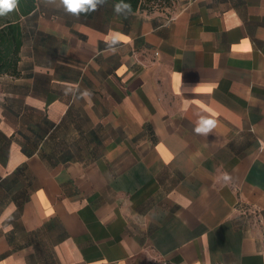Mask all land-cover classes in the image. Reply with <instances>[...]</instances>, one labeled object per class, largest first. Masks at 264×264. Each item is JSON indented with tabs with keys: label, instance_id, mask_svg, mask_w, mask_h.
I'll list each match as a JSON object with an SVG mask.
<instances>
[{
	"label": "crops",
	"instance_id": "0c3cea01",
	"mask_svg": "<svg viewBox=\"0 0 264 264\" xmlns=\"http://www.w3.org/2000/svg\"><path fill=\"white\" fill-rule=\"evenodd\" d=\"M117 3L8 15L25 35L0 75V264H264L238 209L264 227V0Z\"/></svg>",
	"mask_w": 264,
	"mask_h": 264
},
{
	"label": "clouds",
	"instance_id": "9594fccd",
	"mask_svg": "<svg viewBox=\"0 0 264 264\" xmlns=\"http://www.w3.org/2000/svg\"><path fill=\"white\" fill-rule=\"evenodd\" d=\"M107 0H43V3L46 5H55L56 7H63L65 12L71 13L75 16H79L81 13H90L96 11L100 5H103ZM19 0H0V16L6 15L13 10L18 8ZM114 12L116 14H123L125 16L132 14V6L130 3H124L123 0H120L119 3L114 5ZM120 39L119 34H112L107 40L109 49L113 52L116 51L114 45L118 43ZM182 76V73L180 74ZM76 90H79V86L76 85ZM71 89H67V92H70ZM92 95L91 91L84 89L80 92L79 97L90 98ZM188 106V101H185V107ZM216 127V121L209 116L200 115L194 132L197 134L207 135L212 129ZM224 180L228 181L230 178L227 174L224 175ZM11 213L10 210H6L3 216H0V226L4 227L5 230L11 228V225H4L3 221L5 219L10 220Z\"/></svg>",
	"mask_w": 264,
	"mask_h": 264
},
{
	"label": "trees",
	"instance_id": "16d2710c",
	"mask_svg": "<svg viewBox=\"0 0 264 264\" xmlns=\"http://www.w3.org/2000/svg\"><path fill=\"white\" fill-rule=\"evenodd\" d=\"M120 2V0H114ZM130 3L132 11L144 9V0H123ZM36 5V0H19L18 6L22 15L30 13ZM10 13L0 16V75L18 74L20 51L24 39V29L20 21L10 20Z\"/></svg>",
	"mask_w": 264,
	"mask_h": 264
},
{
	"label": "rangeland",
	"instance_id": "374dc122",
	"mask_svg": "<svg viewBox=\"0 0 264 264\" xmlns=\"http://www.w3.org/2000/svg\"><path fill=\"white\" fill-rule=\"evenodd\" d=\"M178 0H144V10L149 12H159L167 15H172L176 11ZM239 214L241 217L252 222L253 224H260V232L262 233L264 243V227L261 225V220L258 218V212L248 204H240ZM249 223V221H248ZM250 225V223H249ZM134 264H169L162 258L157 257L154 253H146L145 256L139 258Z\"/></svg>",
	"mask_w": 264,
	"mask_h": 264
}]
</instances>
